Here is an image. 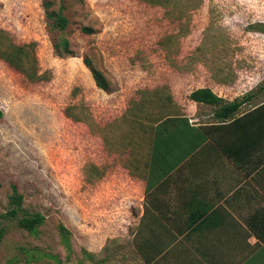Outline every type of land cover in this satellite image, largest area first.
Instances as JSON below:
<instances>
[{"label": "rangeland", "instance_id": "obj_1", "mask_svg": "<svg viewBox=\"0 0 264 264\" xmlns=\"http://www.w3.org/2000/svg\"><path fill=\"white\" fill-rule=\"evenodd\" d=\"M45 3L67 17L63 32ZM18 45L19 68L0 56V264H145L138 161L151 129L167 116L214 122L213 106L189 99L196 88L251 96L239 112L264 98V0H0V53ZM10 184L22 209L44 215L35 233L3 216ZM161 240L178 258L179 239Z\"/></svg>", "mask_w": 264, "mask_h": 264}, {"label": "crops", "instance_id": "obj_2", "mask_svg": "<svg viewBox=\"0 0 264 264\" xmlns=\"http://www.w3.org/2000/svg\"><path fill=\"white\" fill-rule=\"evenodd\" d=\"M239 110L242 127L227 124L226 153L214 140L203 143L153 189L143 213L148 237L178 238L181 254L167 261L160 241L148 264H264V98ZM139 157L146 188L150 145Z\"/></svg>", "mask_w": 264, "mask_h": 264}, {"label": "trees", "instance_id": "obj_3", "mask_svg": "<svg viewBox=\"0 0 264 264\" xmlns=\"http://www.w3.org/2000/svg\"><path fill=\"white\" fill-rule=\"evenodd\" d=\"M45 14L47 19L51 21L50 25L52 29H56L59 32H63L67 27V17L62 13V9L49 10V3H45ZM86 30L85 28H83ZM54 49L58 55L69 54V43L66 38L59 37L54 41ZM26 45H18L12 47V53H0L8 64L19 68L17 65V57L26 53ZM92 77L96 85L102 90L109 91L108 82L105 79L102 72L90 68ZM189 99L211 105L214 107L213 117L216 120L214 123H205L200 125H192L188 123V119L183 116H167L157 121L151 129L150 137V162L149 172L146 177V197L150 196L156 185L162 184L166 179V175L175 168L182 160L191 154L192 151L201 147L203 143L213 141L216 142L218 148H221L226 153L225 137L227 135L228 125H239L242 127V120L244 115L236 117V113L246 101V98L234 99L230 102H226L223 98L215 94L208 87H201L192 90L189 94ZM3 111L0 108V118H2ZM231 122L229 123V121ZM214 135L216 137L214 138ZM221 146V147H219ZM179 154H181L179 156ZM175 156H177L175 158ZM158 167V169L154 168ZM160 167V168H159ZM11 193L9 195L10 209L3 215L4 217H12L16 221L19 228H22L29 233H35L38 227L44 221V215L41 213H28L23 206V195L18 191V188L14 184H10ZM18 212L22 215L18 216ZM146 213V208H145ZM207 220L205 219L204 222ZM61 237L65 243H68V230L64 226L59 227ZM6 234V227L0 225V242ZM149 238V237H148ZM159 240V241H158ZM161 239L149 238V241L145 240L144 246H151L152 249H139L142 253V257L145 258V264H148L149 260H153L151 250L156 251L161 243ZM68 245V244H67Z\"/></svg>", "mask_w": 264, "mask_h": 264}]
</instances>
